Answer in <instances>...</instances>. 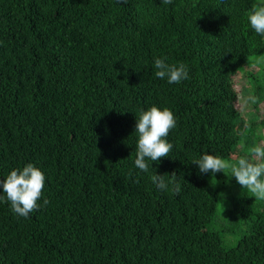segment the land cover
<instances>
[{
	"label": "trees",
	"instance_id": "1",
	"mask_svg": "<svg viewBox=\"0 0 264 264\" xmlns=\"http://www.w3.org/2000/svg\"><path fill=\"white\" fill-rule=\"evenodd\" d=\"M254 2L0 0V179L28 163L45 175L27 218L0 188V264H264V200L230 169L193 163L204 153L235 163L263 138ZM155 58L183 62L189 78H157ZM242 69L258 98L251 117L238 106ZM153 105L176 126L168 157L146 160L145 173L135 129ZM156 174L180 191L158 189ZM225 223L244 228L234 245Z\"/></svg>",
	"mask_w": 264,
	"mask_h": 264
},
{
	"label": "clouds",
	"instance_id": "2",
	"mask_svg": "<svg viewBox=\"0 0 264 264\" xmlns=\"http://www.w3.org/2000/svg\"><path fill=\"white\" fill-rule=\"evenodd\" d=\"M172 0H163L170 4ZM247 20L260 36H264V0H256L247 13ZM154 75L160 79H167L169 84H179L189 78V69L183 62L169 64L166 58H155ZM257 97L249 94L244 98V104L256 103ZM176 119L174 113L167 107L163 109L153 105L148 110H141L137 116L135 132L138 134L135 166L147 173L149 165L146 160L160 161L168 157L173 144L167 140L170 131L175 128ZM193 163L199 166L201 173L224 172L230 169L231 177H235L242 188L247 189L256 200H264V141L254 145L248 150L247 155L240 156L235 163L226 162L223 158L204 153ZM175 176V173L172 174ZM152 182L161 191H180L178 184L166 181L164 175H152ZM45 175L43 171L33 163H28L22 169H14L6 178L0 179V188L6 194V200L10 203L11 210L18 216L27 218L29 214L38 210L41 205L38 201L43 195ZM5 196L0 195V200ZM49 200L44 199L43 206Z\"/></svg>",
	"mask_w": 264,
	"mask_h": 264
},
{
	"label": "rangeland",
	"instance_id": "3",
	"mask_svg": "<svg viewBox=\"0 0 264 264\" xmlns=\"http://www.w3.org/2000/svg\"><path fill=\"white\" fill-rule=\"evenodd\" d=\"M256 61L252 62V65H247V67L256 70L257 65L254 64L256 63ZM244 69H242L241 71L237 73L234 80H235L236 87L240 91L238 106L240 110L242 111V114L244 117H251V115L255 113L254 104L253 103L244 104L243 102L246 96H248L249 94H253L251 91L249 92L245 91L251 87V84L249 83V80L246 77V71ZM259 118L260 120H264V105H262V107L260 108ZM258 132L263 133V138L261 141H264V128H260ZM242 151L243 150H241L240 152H234L233 154H231V159L234 160V159L239 158ZM224 228L226 229L227 232H225L223 236H224L225 242L229 245L236 244L242 232L244 231V228L242 226H238L234 230H231V226L227 223L224 224Z\"/></svg>",
	"mask_w": 264,
	"mask_h": 264
}]
</instances>
